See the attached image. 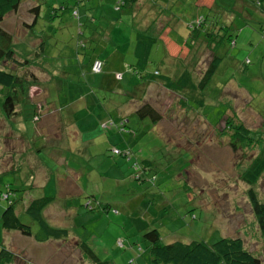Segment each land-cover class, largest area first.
<instances>
[{
    "label": "rangeland",
    "instance_id": "rangeland-1",
    "mask_svg": "<svg viewBox=\"0 0 264 264\" xmlns=\"http://www.w3.org/2000/svg\"><path fill=\"white\" fill-rule=\"evenodd\" d=\"M31 1L22 0L18 12L10 13L2 22L5 28L15 30L12 42L15 50L26 55L33 48L22 40L27 31H22L21 22L30 19L27 8ZM76 1L58 0L52 4V0H39L44 11L49 13L56 6L59 14L54 21L40 17L28 32L34 38L45 35L42 43L45 48L37 66L43 68L48 75L46 79L50 80L41 79L40 84L34 85L36 90L44 89L45 94L41 90L31 93L38 99L33 107L31 100H21L18 108L22 113L8 120L1 109L0 92V248L5 246L16 253L9 264H89L75 240L85 242L100 260L109 264H151L144 233L152 228L159 230L163 243L181 239L211 244L221 236H240L244 246L263 259V241L246 196L247 184L240 176L257 148L231 150L228 135L215 126L223 122L230 101L237 119L248 128L264 133V0L259 7L253 0H216V6L222 11L216 16L198 0L128 1L121 9L114 8L120 6V0H112V6L104 14L94 11V4L89 0L86 3L89 13H85L86 7H75ZM61 6H65L63 14ZM210 14L218 26L230 23L231 33L236 34L235 43L221 37L217 44L215 50L220 64L207 86L199 90L203 98L206 96L204 105L196 101L200 94L196 98L191 96L187 101L191 110H185L174 93L160 86L152 87L151 96L146 98L161 113L157 129L164 135L160 137L148 120L138 125L137 115H130L128 121L118 114L116 106L105 103L111 95L128 99L130 93L126 88L132 89L133 85L126 83L131 75L126 69L121 78L114 73L118 80L115 87L113 83L100 85L102 76L97 75L102 71L86 70L87 58L103 52L97 39L101 31L110 32L108 48L115 47L129 60L128 49L131 45L134 48L137 31L146 28L153 36L159 33L157 22L153 24L158 16L156 20L161 19L160 24L168 21L175 29L176 33L171 29L172 38L183 43L190 41L194 30L190 29V22ZM237 33L242 34L238 37ZM198 34L206 40L202 33ZM198 34L192 35L195 40H191L189 62L180 63L189 69L194 80L198 79L197 84L213 54L210 49L213 42L209 49L204 48L205 42L197 44ZM156 46L161 53L160 40ZM195 50H198L196 54ZM159 58L160 55L150 61L147 70L161 69ZM170 59L175 62L172 60L175 58ZM14 69L25 72L23 68L14 66ZM32 70L41 73L37 68ZM100 89L108 97L101 95ZM78 95L87 96L90 103L81 100L76 105L75 111L79 106L83 109L80 115L87 112L80 121L78 140L93 139L89 141L92 144L75 141L69 129L58 132L64 137L58 140L56 126H50V134L39 133L43 127L47 129L48 118L45 114L43 120L41 117L39 122H34L35 106L42 116L49 105L58 110L63 108L62 112L67 113L70 101ZM93 103L106 113L99 119L103 121L97 119L102 127L98 129L105 135L110 133L106 141H101L103 136L97 127H88L89 119L93 118L91 113L96 110L95 105L91 108ZM123 121L127 128L120 127ZM21 135L28 140L27 146L17 137ZM114 148L123 153H113ZM58 150H61L59 156ZM12 155L16 157L10 160ZM17 158L22 166L6 171L3 163L16 165ZM40 160L48 164L47 175L43 174L44 169H35ZM143 160L148 165L143 172L145 182L140 183L132 169ZM78 174L80 177H76ZM254 189L264 202V174ZM42 195L52 198L42 211L45 220L51 226L67 229L69 238L35 240L44 232L23 208ZM11 201L19 220L30 227V236L18 230H3L1 213ZM117 240H123V245Z\"/></svg>",
    "mask_w": 264,
    "mask_h": 264
},
{
    "label": "trees",
    "instance_id": "trees-1",
    "mask_svg": "<svg viewBox=\"0 0 264 264\" xmlns=\"http://www.w3.org/2000/svg\"><path fill=\"white\" fill-rule=\"evenodd\" d=\"M21 1L22 0H0L1 109L4 116L8 120L22 113V111L18 108L21 100L24 99L28 101L29 97H32L31 93L41 90H36L34 88V85L38 83L40 84V79L32 68H37V72L44 71L43 68L37 66L40 65L39 57L44 50L42 42L37 43L30 54H21L13 47V31H10L2 25L3 20L9 13L15 12L19 9ZM79 1L80 0L76 1L75 7L78 6ZM128 1L135 2V0H120V6L118 8L121 9L127 5ZM253 2L259 7L261 6L260 3L262 0H253ZM41 6L42 5L40 3H37L27 8L29 13L35 14L33 22H35L38 18ZM203 6H205L213 16L222 14V11L216 6V0H212L211 3L204 4ZM63 7L65 6H61L60 8L64 11ZM70 9L73 11V5L70 6ZM55 10L57 11L58 7H52L49 12L50 18L52 19L56 17L55 14H59L58 12H55ZM74 14L76 15L75 11ZM211 14L201 16L197 20L191 21L189 24L190 29H194L192 33H190V36L193 34L196 35L200 32L206 37V40H204L199 37L200 34H198V40H196L197 44H199L200 41H203L206 43L204 48L209 49L213 42V46L210 48L212 49L213 54L209 59L208 65L201 74V77H199L200 80L198 84L196 83V80L198 79L194 80V77L189 75V69L186 66L182 71L183 73L179 72L181 67H179V70H175L174 66L176 63L171 62V59L168 57V52H165L166 57H164V54L162 55V52L160 53L157 49L156 45L158 40L164 43L162 35H164L165 30L170 27L168 21L165 25H162V23L160 24L161 19L158 21L156 20L160 18L159 16L154 20L153 24L157 22V26H159V33L156 36L148 33L150 29L137 31L134 47L137 62L133 66L132 75L137 77L143 85L144 89L141 90L143 95L145 93L146 95H150L151 93L149 92L153 89L152 87L158 88L160 86L169 93L172 92L178 96V103L181 104L185 110H191L187 105V101H189V97L191 96H195L196 98V96H199L200 94V98H197L196 101L201 103V105L205 104L206 96L203 98L204 94L202 95V92L199 90H203V88L207 86L220 64V57L216 54L215 50L217 44L224 37L232 42V44L235 43L234 40L236 34V32H233V34L231 33L230 23H224L225 26H218L217 22H214ZM34 26L35 25L32 27ZM191 38L195 40L193 36ZM81 43L84 44L83 42ZM185 47L189 49V52L191 51V44L189 42H186ZM155 50L158 51L157 54L155 53ZM197 52L198 50H195V54ZM159 55V62L163 67L161 66V69L154 68L153 70H147L148 63L154 59L157 60ZM162 56L164 58L163 60H160ZM96 58L100 59L95 57L90 61V71H92V61ZM100 60L102 61V71L104 63L102 59ZM14 66L19 69L23 68L25 72L19 73L14 69ZM149 85H152L151 88L147 87ZM221 92L222 90L220 91V95ZM35 95L36 94L33 95V98H35ZM38 108L35 106L32 111L34 122H39L42 117V113H37ZM135 115H137L140 120L148 119L152 124L161 123V113L159 112L158 107L147 99L146 101H141V103L136 107ZM222 121L223 122L217 124L215 128L222 131V134L226 133L228 135V144L231 150L236 151L240 147L257 148V150H255L256 152H254V156H252L249 163H247V166L243 168L240 176L242 181L247 184L246 196L250 203L251 210L264 245V202L259 200L256 190L254 189V185L264 174V133L259 129L252 130L248 128L243 121L237 119L230 101H228L227 112L224 113ZM122 123L123 124L120 126L121 128L128 127V125L125 124L126 121H123ZM113 153L120 154L123 152L118 150V152ZM147 165L148 163L143 160L140 163V166H134V169H132L135 179L137 181H141L140 183L145 182L143 172H145ZM128 167L130 168L131 165ZM142 175L143 177L141 178ZM152 179L153 178L151 177L150 180ZM51 199V197L45 195L36 197V199L31 200V202H29L24 209L26 214H28L33 220L37 221L40 230L44 232L42 236L35 237V240L38 242H45L49 239L61 240L69 238L67 229L51 226L45 220L44 213H42V211L51 202ZM88 203L90 202L88 201ZM1 226L5 231L18 230L23 235H31L30 227L19 220L13 201H11L1 213ZM144 238L149 243L148 247L150 251L151 264H264V258H259L250 252L244 246V241L240 236H221L211 244L199 240L189 241L181 239L163 243L161 241L159 230L157 228H152L144 233ZM75 243L77 248L80 250L82 257H84L85 261H88L87 263L109 264L108 261L100 260L85 242L76 240ZM117 243L123 245V240H117ZM15 256L16 253L7 249L5 246L0 248V264H9L14 260Z\"/></svg>",
    "mask_w": 264,
    "mask_h": 264
},
{
    "label": "crops",
    "instance_id": "crops-1",
    "mask_svg": "<svg viewBox=\"0 0 264 264\" xmlns=\"http://www.w3.org/2000/svg\"><path fill=\"white\" fill-rule=\"evenodd\" d=\"M87 1L88 0H86V1L80 0L78 2L79 3L78 6H82L83 5L84 7H86L85 13L88 12L87 11L88 9H87V6H86L87 5L86 4ZM138 1L139 0H135L134 3H137ZM198 1H199L200 5H202V4L204 5V4L212 2V0H198ZM89 2L90 3L92 2L94 4V5H92V7H93L92 9L94 11L98 10L101 13L103 12V14H104L105 10H107L106 8H109L110 6H112V2L113 1L112 0H89ZM37 3H40L39 0H32L31 4H29V5L31 6V5H35ZM55 3H58V0H52V4H55ZM29 5H28V7H29ZM53 7H56V6H53ZM114 8H118V6H114ZM61 11H62V14H63V10H61ZM17 12H18V10L15 11V12H12V13H17ZM55 12L59 13V10H57V11L55 10ZM263 13H264V11H263ZM29 15H30L29 21L22 20V22H21L22 31H27V33H24L22 40L25 41L26 43H28L29 47L34 48L37 43H40V42L44 43L45 35H43L41 37H39V35H38V36H35V38H34V35H30V34H28V32H31V29L33 28L32 26L36 25L39 22L40 17H45L46 16L49 19H51V18H50V13H48L47 10L44 11L42 6H41V9H40L38 18L35 20V22H33L34 18H35V14L29 13ZM55 15L58 16V14H55ZM55 15H52V16H55ZM52 21H54V19ZM149 22H150V20H148L145 25H147ZM148 25L146 27H148ZM162 25H165V23H163ZM49 27H51V26H49ZM158 28H159V26H158ZM172 28L173 27H171V26L169 28H167L165 30V34L162 35V39L164 41V43H162V41H161L162 49H163L162 55L164 54V57H166L165 56V52H168V55H169L168 57L169 58H175V60L172 59V60H174L176 62L175 66H174V69L175 70H179V67H181L179 72H182L183 69L185 68V66L184 65H180L181 61L185 60L186 62H189V59L187 58V56L189 55V49H187L185 47V44H186V42H189L191 44V41H186L185 40L183 43H181L177 39L174 40L172 38V35H170V33L172 32V30H171ZM145 29L142 28V31L145 30ZM12 31L14 33L15 30L13 29ZM174 31H175V29H174ZM109 33L110 32L108 30L101 31L99 33L97 39L99 38L100 41H101L103 52L101 54H94L93 56H90L89 58H87V64L85 65V67H86V70L90 71V61L93 58H95V57H98V58L103 60L104 65H103L102 73L97 75V76H99V78L102 76L101 77V83H100L101 86H104L106 84L111 86V84L113 83V87H115L118 80L115 78V74L114 73H116V77H117V75H119V77L121 78V77H123L122 72H124V69H126L127 71H131V75H129V77H128L129 80L126 82L129 85H131V84L133 85L132 89H130V86H128L126 88L127 89L126 90L127 93H130L129 94V98L122 100L121 97H117V96H112L111 95V97H109V99L105 102V103H108L109 105H111L113 108H114V106H116L117 107L116 109H118L120 111V112H118V114L122 118L126 117L128 119V121H129V116L130 115L136 116L135 115V109L141 103V101H146V99L148 100V98H146V96L149 97L151 95H149V94L146 95V93L143 95V93H141V90L144 89L143 85L141 84L140 80H137L138 79L137 77L132 75L133 66L137 62L136 53H135V50L132 47V45L128 49V55L131 57V59L128 60V59H126L125 55H123L121 53H118L117 52L118 50L115 47L113 49L108 48V45H109L110 40H111L107 36ZM175 33H176V31H175ZM241 34L242 33H239V34L237 33V36L239 37ZM246 34H248V33H243V35H246ZM191 37L192 36H190V40H192ZM33 42H37V43L36 44H32ZM134 47H135V45H134ZM44 48H45V45H44ZM28 54H30V53H28ZM126 54H127V52H126ZM164 57L162 56L160 60H163ZM82 61L85 62V57L82 58ZM193 62H195V61L193 60ZM188 72H189V75L192 76L191 72L190 71H188ZM36 74L38 75L40 80L41 79L45 80L48 77V75L46 73H44V71H43V73L41 72V73H36ZM49 77H51V76H49ZM49 80H50V78L46 79V81H49ZM119 82L121 83V81H119ZM151 86L152 85H149L147 87L151 88ZM145 88H146V85H145ZM149 88H148V90H149ZM43 90H41V91H43ZM47 91H48V89H47ZM99 91H100L101 95L103 94L104 97H108V94L104 91V89H100ZM43 94H45V91H43ZM75 99L76 100H74V101L73 100L70 101V107H69V111L67 113H63L62 112L63 108L58 110V109H56L54 107H51L50 105L48 107H46L44 109V114L42 116V120H43L44 115L47 114V118H48L47 126H46L47 129H45V127H43V130H41L39 133H42L43 131H45L48 134H50V126H53V127L56 126L55 127V130H56L55 135H56L58 140L64 138L62 135H58V132H60L61 130L69 129L70 132H71V135L75 137V141H80V140H78L79 125H80L81 118L83 116L84 117L87 116V112H85V114H83V115H80V113L82 112L83 109H82V107L79 106L77 111H75L76 110V105L79 104L81 100L86 101V103H88V105L90 103H89V101L87 99V96H85V95H83L82 97H79V95H78V96L75 97ZM30 100H31L32 107H33L34 106V102L36 100H38V99L37 98H33V97H31V98L29 97V102H30ZM126 103H128V104H126ZM94 105L96 107V110H94L92 113L90 112L93 118L89 119L88 127L89 128L97 127V129L98 128L101 129L102 127L100 126V124L98 125L97 119L99 120L101 117H104L103 115L106 114V113H104L103 108L101 109L97 105V103H93L91 108H95ZM109 113H110V111H109ZM95 115H97V116H95ZM114 118H116V116ZM146 120H148V119L140 120L138 118L137 119L138 125L140 123H145ZM74 121H75V123H73ZM99 121H103V120H99ZM148 122L150 123L149 120H148ZM105 123H107V121H105ZM105 123H104L103 126H105ZM74 124H76V125H74ZM150 124L154 126V130L159 134L160 137H162L164 135L162 133H159V131L157 129V127L160 125V122L159 123H154V124L150 123ZM44 125H45V123H43L42 126H44ZM143 126L146 127L145 124ZM38 129H40V128H38ZM38 129L36 130L37 132H38ZM100 129H98V132H99V134H102V136H103L101 141L108 140L107 138H110V133L105 130V132H107V135H105L103 133V131H101ZM17 137L20 138L21 144H25V146H27V144H29V142L26 139L25 135L24 136L21 135V136H17ZM45 139L47 141L49 139L48 136H46ZM87 140L88 141L84 140V141H80V142L81 143L88 142V144H92L89 141H92V142L94 141L93 139H87ZM29 149H30L29 152H31L32 151L31 146H29ZM59 155H61V150H58V156ZM58 156L56 157L57 159H58ZM15 157H16V155H12L11 157H9V159L11 158L10 160H13V158H15ZM89 159H91V157ZM16 160H17V164L16 165H14L13 163L12 164L3 163V167L6 168L5 170L6 171H8V170H11V171L12 170H18L19 166H22V165H20L18 158ZM4 162H7V160L5 159ZM47 165L48 164L45 161L43 162L42 160H40L35 165V169L36 170L44 169V173L43 174L47 175V172H46V171H48L47 170ZM120 169H123V167H121ZM76 177H80V174H78ZM44 193H45V191H44ZM48 193H50V192H48ZM23 209H25V208H23ZM24 212H25V210H24Z\"/></svg>",
    "mask_w": 264,
    "mask_h": 264
},
{
    "label": "built area",
    "instance_id": "built-area-1",
    "mask_svg": "<svg viewBox=\"0 0 264 264\" xmlns=\"http://www.w3.org/2000/svg\"><path fill=\"white\" fill-rule=\"evenodd\" d=\"M102 67V61L100 59H94L91 64V70L93 72H100ZM119 76V75H118ZM113 152H118V149H113Z\"/></svg>",
    "mask_w": 264,
    "mask_h": 264
}]
</instances>
